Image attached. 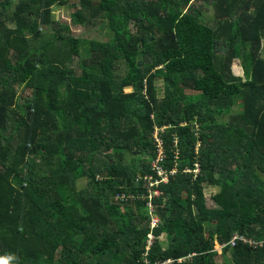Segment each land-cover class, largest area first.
<instances>
[{
	"label": "trees",
	"instance_id": "obj_1",
	"mask_svg": "<svg viewBox=\"0 0 264 264\" xmlns=\"http://www.w3.org/2000/svg\"><path fill=\"white\" fill-rule=\"evenodd\" d=\"M13 4L0 0V264H219L215 246L221 264H264V0ZM155 128L176 172L148 200L134 182L154 174Z\"/></svg>",
	"mask_w": 264,
	"mask_h": 264
},
{
	"label": "rangeland",
	"instance_id": "obj_2",
	"mask_svg": "<svg viewBox=\"0 0 264 264\" xmlns=\"http://www.w3.org/2000/svg\"><path fill=\"white\" fill-rule=\"evenodd\" d=\"M17 0H13V5H15ZM71 2H77V0H71ZM205 9V7H203ZM202 8V9H203ZM73 11L72 8H70L69 6H63V7H55L53 9V17L55 20L63 23V24H67V23H70V15H71V12ZM204 18L203 20L204 21H209L210 19H212V15H213V12H212V9L211 8H208L204 13ZM96 28L94 27V30ZM71 30H72V35L75 36V37H80V38H89L90 37V33L87 32L86 30L83 29V27L81 26H71ZM91 36L92 37H95L97 39H100V40H103V41H107L108 38L107 36H105L104 34H100L96 31H91ZM262 53L264 55V44L262 45ZM130 64L133 65V63H135V60L132 58L130 59ZM231 72L233 75L237 76V77H243V69L240 65V62L239 60H234L233 63L231 64ZM130 80L131 81H134V77H130ZM156 86L158 88V96H161L162 95V84L161 82H157L156 83ZM132 90V88H126L124 91L126 93L130 92ZM19 93L20 95H29L30 91L27 90V89H22L20 88L19 90ZM163 131V128H155L154 131H153V137H158L160 138L159 136V132H162ZM199 149V142H197L196 144V152L198 151ZM196 168H198L196 166ZM195 173H198V171L196 170ZM86 185V180L85 179H81L77 182V187L78 188H82V187H85ZM218 192V189L217 188H214V187H206L204 188L203 190V193L205 195V203L208 207H210L212 201H211V198L213 195H215L216 193ZM215 250L217 251V255L219 256L221 253L220 251V248L218 246H215ZM217 256V263L221 264V258ZM226 258L227 260L229 261L230 258H229V254L227 253L226 255Z\"/></svg>",
	"mask_w": 264,
	"mask_h": 264
},
{
	"label": "built area",
	"instance_id": "obj_3",
	"mask_svg": "<svg viewBox=\"0 0 264 264\" xmlns=\"http://www.w3.org/2000/svg\"><path fill=\"white\" fill-rule=\"evenodd\" d=\"M155 144H156V157L151 161V168L153 170L154 174L151 175H145L141 176L136 179L134 183L139 184V182L142 183V186L144 187L147 186V191L149 193V196L146 197L148 200H150L152 197H157L159 195L158 191V185L160 184H165L168 181V177L174 175L176 172L175 170L168 171L164 167V152L162 149V140L158 137L154 136ZM197 166V165H196ZM198 167V166H197ZM198 171V168L195 169V171ZM194 171V172H195ZM142 198H145L144 196H141ZM122 199L124 200H133L135 199V196L133 194H127V195H122ZM148 208L150 212H153V206L150 202H147ZM159 222V219L151 214V219H150V228H154L157 226ZM153 236L149 235L148 236V243L150 244V241L152 240ZM236 240H240L244 243H248L249 245H259L261 246V243H255L251 240L245 239L243 237H238V236H233L231 240V244L234 245ZM220 248V247H219ZM171 261H166L165 263L162 264H169ZM177 262H181V259H179Z\"/></svg>",
	"mask_w": 264,
	"mask_h": 264
}]
</instances>
